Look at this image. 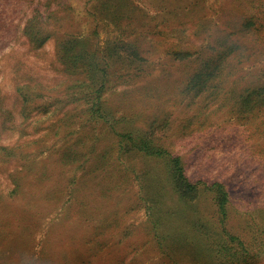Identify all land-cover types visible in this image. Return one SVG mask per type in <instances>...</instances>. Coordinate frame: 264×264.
<instances>
[{"label":"rangeland","instance_id":"obj_1","mask_svg":"<svg viewBox=\"0 0 264 264\" xmlns=\"http://www.w3.org/2000/svg\"><path fill=\"white\" fill-rule=\"evenodd\" d=\"M0 264H264V0H0Z\"/></svg>","mask_w":264,"mask_h":264},{"label":"trees","instance_id":"obj_2","mask_svg":"<svg viewBox=\"0 0 264 264\" xmlns=\"http://www.w3.org/2000/svg\"><path fill=\"white\" fill-rule=\"evenodd\" d=\"M43 39H45L43 35L38 37V40ZM64 52L67 65L72 67L73 70L80 69L88 77V82H91V92H87L85 94V105H87L91 111H99L101 109V105L98 100L101 98L100 93L105 86L104 79L107 74L105 66H101L99 61H85L84 52L81 48L71 46L65 47ZM140 133L143 134V136H140ZM147 134L148 133L145 132L129 131L125 134V137L138 145V149H140L143 153L156 156L158 158H166L170 170L168 175L170 176V179L175 182L178 189L177 191H179V195L181 197L185 199L195 198L197 196V188L202 184L209 189L216 188L214 189L216 191V194L214 193L213 197L214 204H216L218 210L224 213L226 205L229 201V195L223 184L217 183L216 181L211 183L201 180L196 182L191 181L186 174L185 161L181 155L167 150L160 144L156 143L153 140V137L147 136ZM221 220L224 222L223 217Z\"/></svg>","mask_w":264,"mask_h":264}]
</instances>
